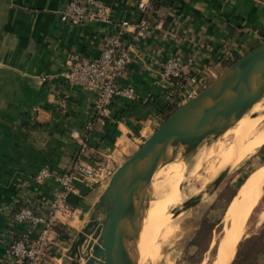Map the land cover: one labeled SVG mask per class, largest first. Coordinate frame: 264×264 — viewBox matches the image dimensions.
Returning <instances> with one entry per match:
<instances>
[{
    "label": "crops",
    "instance_id": "crops-1",
    "mask_svg": "<svg viewBox=\"0 0 264 264\" xmlns=\"http://www.w3.org/2000/svg\"><path fill=\"white\" fill-rule=\"evenodd\" d=\"M70 1L0 0V209L13 202L18 183L42 167L69 166L78 149L70 132L81 131L91 116L95 94L69 87L61 75L76 56L97 60L103 27L63 24L59 10ZM99 1L111 11L107 35H114L121 21H136L140 0ZM263 40L264 0H160L149 32L131 43L127 76L120 81L140 99L115 103L112 110L122 111V121L109 140L97 127L89 142L92 161L112 174L165 119L155 104L164 102L154 77L157 61L192 57L195 72L211 83ZM42 77L47 81L40 82ZM51 188H44L42 201L49 200ZM102 191L80 187L71 198L77 217L46 264L64 263ZM39 231L13 226L0 214V260L12 237L34 240Z\"/></svg>",
    "mask_w": 264,
    "mask_h": 264
},
{
    "label": "built area",
    "instance_id": "built-area-1",
    "mask_svg": "<svg viewBox=\"0 0 264 264\" xmlns=\"http://www.w3.org/2000/svg\"><path fill=\"white\" fill-rule=\"evenodd\" d=\"M159 1L140 0L136 5V21L119 22L116 33L111 36L104 30L111 22V11L101 1L71 0L59 10L65 25L103 27L97 60L76 56L61 75L69 87L95 94L92 113L81 131L70 132L78 149L69 166L61 171L42 167L18 183L13 202L0 209V214L13 226L40 228L34 240L24 235L12 237L1 264H46L50 252L57 249L63 230L77 217L71 198L80 187L104 189L107 185L111 172L92 161L90 138L98 126L103 128L113 123L112 109L117 101H139L135 90L121 86L120 81L127 76L132 44L138 43L151 29ZM195 70L192 57L164 58L156 62L154 77L162 89L164 103L177 108L208 87L209 78ZM46 81L45 77L40 79V82ZM48 184L52 187L49 200L42 201V191Z\"/></svg>",
    "mask_w": 264,
    "mask_h": 264
},
{
    "label": "water",
    "instance_id": "water-1",
    "mask_svg": "<svg viewBox=\"0 0 264 264\" xmlns=\"http://www.w3.org/2000/svg\"><path fill=\"white\" fill-rule=\"evenodd\" d=\"M263 101L264 40L224 69L206 89L175 108L114 170L74 236L63 264H140L139 236L156 172L182 160L188 170L203 148L207 154ZM231 169L226 166L204 192L185 202L180 212L213 194ZM223 237L216 246L215 261Z\"/></svg>",
    "mask_w": 264,
    "mask_h": 264
},
{
    "label": "rangeland",
    "instance_id": "rangeland-1",
    "mask_svg": "<svg viewBox=\"0 0 264 264\" xmlns=\"http://www.w3.org/2000/svg\"><path fill=\"white\" fill-rule=\"evenodd\" d=\"M261 107L264 108V104ZM257 113L259 112H251L248 116L251 117ZM262 125L264 130V122ZM200 153H202L201 156H199ZM200 153L199 158H196L193 166L188 170L185 169L187 168L185 161H181L176 180L175 176L171 174L169 176V173L159 180L156 177L153 178L149 188V207L141 231V234L146 236L147 242L143 254L139 253L140 264H213L216 259V246L221 235L225 236L232 229L225 221L228 208L236 200L235 196L243 183L252 175L259 173L263 175L260 176V184L258 183L260 188L256 185L252 192L253 198H256L257 194L259 197L255 199V203L253 202L255 205L251 203L252 207L250 206L251 209L245 221V234L238 244L232 264H237V261L233 263L237 254L240 256L247 247H251L249 240L252 241V246L255 245L253 238H257L264 229V144L233 167L213 194L206 196L195 207L179 212L177 215L173 214L175 209L178 208L179 211V207H182L190 198L204 192L206 187L228 166L225 164L219 168L217 161L213 162L212 159L207 158L204 148ZM210 166L217 170L214 176L208 173ZM174 192L176 197L181 195V203L168 209L167 207L175 198ZM163 211H166L164 218H170L175 225L166 238H161L160 235L155 238L162 216L160 213ZM260 242L264 244V235L261 236ZM261 255L263 253L255 257V264H264V256L262 258Z\"/></svg>",
    "mask_w": 264,
    "mask_h": 264
},
{
    "label": "bare ground",
    "instance_id": "bare-ground-1",
    "mask_svg": "<svg viewBox=\"0 0 264 264\" xmlns=\"http://www.w3.org/2000/svg\"><path fill=\"white\" fill-rule=\"evenodd\" d=\"M263 104H264V101L263 103L258 104L253 109V112H259L257 118H250L249 116H247L243 118L241 121H239V123L233 129L229 130L222 137L221 140H219L215 145H213L209 149V151L206 154L207 158L212 159L213 162L217 161L219 163L218 165L219 168L223 167L225 164L231 165L233 168V167H236L238 164H240L248 156L252 155L258 148H260L264 144V130H263V125H262L264 122L263 120L264 119V108L261 107V105ZM201 154L202 153H200L199 156H201ZM199 156H197V158H199ZM180 163L181 161L178 163H172V164L163 166L156 172L154 177H156V179L159 180V179H162L165 176V174L169 173V176L170 174L174 175L175 178L174 176L173 178L176 180L179 174L178 166ZM216 171L217 170H214L212 166H210V168L208 169V173L211 176H214ZM259 174L252 175L243 183V185L241 186V188L239 189L238 193L235 196L236 200L234 199L235 201L228 208L226 215H225V221L228 224H230L231 226L230 228L232 229L230 230V232L226 233L223 240L220 242V245L218 248L217 260L213 264H230L232 262L235 256L237 246L242 240V238L244 237L245 221L252 207L251 205L252 204L255 205L254 201L255 199H257V197H259L257 193H256L257 194L256 198H253V195H252V192H254L253 190H255L254 188H256V185H258V183L260 184L261 182L260 176L262 174L261 175ZM170 182L172 183L173 181L170 180ZM171 187H174V186H171ZM172 201L173 202L167 207L168 209L169 207L176 206L181 203V195L179 194L176 197V193H175V198ZM177 209L173 211V214L180 212V210H182V207H179V211ZM165 212L166 211H163L160 213L163 217L162 216L160 217L161 220H159L160 223L157 226L158 230L156 232L155 238H157L159 235L161 236V238H166V236L173 231V227L175 224L170 218L168 219L164 218ZM146 242H147L146 236L141 234V237L138 243L139 253L141 252L143 254Z\"/></svg>",
    "mask_w": 264,
    "mask_h": 264
},
{
    "label": "trees",
    "instance_id": "trees-1",
    "mask_svg": "<svg viewBox=\"0 0 264 264\" xmlns=\"http://www.w3.org/2000/svg\"><path fill=\"white\" fill-rule=\"evenodd\" d=\"M155 104L157 105L158 110L161 111L163 117H167L175 109V106H169L162 101L156 102ZM122 115H123V113L121 110H119V111L113 110L112 111L113 123L107 124L105 127H103L105 136H106V138H108V140L110 139L109 138L110 135L112 133H114L113 130L115 128L116 122L122 121V118H121ZM108 142H109V144L112 143L111 141H108ZM262 234H264V229L261 231L260 235L257 238H253V241H255V243H254L255 245L252 246V241L249 240L251 247H247L244 250V252L241 253L240 256H238V254H237L233 263H235V261H237V264H255V261H254L255 257L264 253V244H262L260 242L261 236H263Z\"/></svg>",
    "mask_w": 264,
    "mask_h": 264
}]
</instances>
